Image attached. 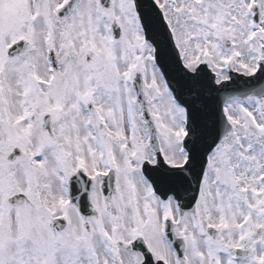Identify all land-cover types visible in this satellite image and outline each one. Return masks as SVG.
Listing matches in <instances>:
<instances>
[{
	"label": "snow or ice",
	"instance_id": "1",
	"mask_svg": "<svg viewBox=\"0 0 264 264\" xmlns=\"http://www.w3.org/2000/svg\"><path fill=\"white\" fill-rule=\"evenodd\" d=\"M0 264H264V0H0Z\"/></svg>",
	"mask_w": 264,
	"mask_h": 264
}]
</instances>
